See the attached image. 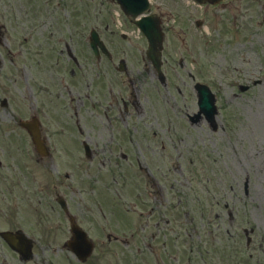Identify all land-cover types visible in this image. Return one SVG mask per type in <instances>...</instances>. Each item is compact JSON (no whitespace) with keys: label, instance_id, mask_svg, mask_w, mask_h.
Listing matches in <instances>:
<instances>
[{"label":"rangeland","instance_id":"374dc122","mask_svg":"<svg viewBox=\"0 0 264 264\" xmlns=\"http://www.w3.org/2000/svg\"><path fill=\"white\" fill-rule=\"evenodd\" d=\"M173 1L172 7H175L177 4ZM83 7L85 5L80 2L72 4L71 0H0V132L8 126L21 131L14 116L29 117L40 110L63 165L68 163L64 159H71L73 143L79 144L81 138L90 136L98 143L104 141L108 145V154L111 153L110 147L115 143L112 144L109 132L114 129L103 116V104L111 101L115 107V98L109 94L110 87L114 93H118V89L128 93L129 85L131 87L129 81L122 82L124 77L112 64L98 66L90 58L84 59L89 66L88 70L84 68L85 75L71 76L72 62L65 49L66 43H74L80 56L85 57L90 55L87 40L91 27H98L107 35L118 28V21L111 17L110 11L104 24L97 19L82 20L77 14L85 13ZM234 10L219 12L220 19H208L211 33L204 30L205 36L194 34L191 37L189 34L182 40L172 35L169 41L170 45H182L188 40V50L195 53L202 79L215 84L220 108L217 131L203 121L197 125L189 123L186 113L197 110L196 102L183 98L175 86H170L169 100L164 103L167 114L157 105L155 110L150 108L148 113L136 116L135 122L129 117L119 118L122 128L127 126L135 132L134 139L131 137L127 143L124 137L123 143L124 152L137 160L123 162L124 171L115 175L120 182L111 185L110 196L112 203L117 202L127 211L112 212L108 198L103 201L93 195V205L101 200L106 211L108 204L107 217L103 220L105 224L96 216L100 226L95 221L88 225L97 237H106L104 233L130 238L136 235L134 239L150 242L151 232L157 235L151 246L155 252L152 259L143 255L142 260L130 257L124 261L122 251L125 247L115 245V241L105 244L103 256H107L108 264H264V0H236ZM235 15L238 18L235 19ZM181 24L186 25L185 21ZM176 30L184 31L186 27L177 26ZM138 36L136 31L128 40L120 35L115 39L117 56L126 57L132 69L137 66L143 69L141 50L144 44ZM103 70L106 71L103 77L106 78L108 73L104 83L99 82L97 74ZM172 73V77H176L175 69ZM81 77L84 78L82 82ZM250 79L259 81L247 82ZM175 82L180 83L176 79ZM241 82L250 83V87L242 91L238 87ZM73 83L81 86L79 92L83 99L85 93L91 92L94 99L102 103L98 108L92 107L98 111L81 134L73 129L74 108L81 104L71 98L78 90ZM142 83L139 94L151 95L150 80L142 79ZM4 96L10 101L7 108L1 105ZM171 121H174L173 130L170 129ZM134 126L138 128L137 132ZM141 131H145L149 140L155 136L154 141L157 138V142L167 143V149L159 155L155 152L160 151L152 150L151 146L139 145L145 141ZM119 135L122 137L123 134ZM78 144L77 151H81ZM77 151L72 152V157L80 158ZM183 154L187 160L180 166H173L174 162L181 161ZM113 167L118 168L115 163ZM111 173L108 171L106 183L113 176ZM246 180L250 189L247 197L243 194ZM233 184H239L241 188L238 187L235 199L237 219L231 223L228 212L223 211V201L225 197L232 200L229 187ZM158 189L164 192L159 199L156 198L157 191H161ZM131 191H140L142 195L136 197ZM123 193L126 195L122 196ZM80 197L79 193L72 195L75 200ZM130 201L135 204L129 206ZM158 201L161 207H166V212L152 218L151 215L144 216L147 209L159 205ZM74 204V211H78V204ZM168 204L172 211L171 224L166 219L170 217ZM141 211L145 213L141 214ZM244 227L254 228L250 233L252 247L246 242Z\"/></svg>","mask_w":264,"mask_h":264},{"label":"flooded vegetation","instance_id":"af4514ba","mask_svg":"<svg viewBox=\"0 0 264 264\" xmlns=\"http://www.w3.org/2000/svg\"><path fill=\"white\" fill-rule=\"evenodd\" d=\"M75 1L73 0V3ZM149 2L148 12L159 16L164 31V71L166 73V82L162 83L160 81L152 63L146 56L144 57L146 38L140 36V40L144 44V48L141 50L143 60L141 65L143 69L137 66L136 69H132L126 75L127 80L131 83V87L129 85L128 88L129 93L119 89L118 93H114L113 87L109 88V92H111L109 94L115 98V107L112 106L113 103L111 101L107 105L103 104V116L107 119V123L112 126L111 129L116 131L112 130L109 132V134H112V144L115 143L114 147H110V154H108V145L104 141L103 143H98L89 136L81 138L79 143L82 147L81 151H77L78 143H73L74 149L72 152L77 151L76 155L78 156L79 154L80 158L72 157L71 152L69 155L71 159H64L68 163L63 165L60 154L54 150L51 141L52 133L45 126L39 112L40 110L38 111L39 113L35 112L34 115L40 119V134L47 142L52 153L51 157L45 158L38 152L28 129L24 127H17L21 130L17 131L13 126H8L4 131L0 132V264H101L103 245L100 247L99 243H101V238L103 237L94 235L88 224L93 223V221L97 223L96 216L102 221L107 217L101 201L109 193L107 190L108 180L107 183L105 180L106 176L108 171L114 173L123 171V162L125 159H129L124 153L123 135H121L122 137L119 135L120 133L123 134V128L119 125V118H124L125 114L133 120L134 117L141 115V113H148L150 108L155 110L157 105L160 106V109L162 108L164 114H167V108H165L166 105L164 103L169 100L167 93H170V86H175L178 92L182 90L184 98L188 100L193 95L190 86L194 82H189L187 79L188 73L186 74L184 70H187L188 62L190 58L194 59L195 53L191 52V55L188 54V47L183 42L182 45H178V43L170 45V37L174 35L182 40L184 37H188L189 34L193 37L195 36L194 34L201 33L197 27L204 23L208 13L212 12L214 14L215 11L220 9L234 12V6L236 5V0H223L216 5L209 2L199 4L194 0H174L173 2L177 4L175 7H172V0H149ZM85 4V14L78 15L84 21L97 19L101 20V24H104L109 17L108 11L111 12L112 18L115 20L117 18L121 21L122 26L118 30H111L109 35L102 29L100 32L112 54H116L118 49L115 42L116 36L120 35L128 40L134 36V30L137 27L130 23L127 14L120 8L118 0H86ZM182 21H185L186 25L181 24ZM194 22L197 26L196 29L192 25ZM108 25L105 26L106 30H108ZM182 25L186 27V30L177 31V26ZM183 32L185 35H183ZM72 44H66L67 50L77 51V47ZM179 53L185 54L181 57V60ZM102 58L106 60L105 64L113 62V57L108 59L102 56ZM79 59L78 66L81 67L82 72L76 73L75 70H72L75 76L85 75L83 68L88 70L87 62L85 63L84 58L81 57ZM73 61L76 64V60ZM100 64H102V61ZM173 69L176 70V77L174 78L180 83L174 81L175 79L172 77ZM105 73V70L99 71V82L104 83L107 81V76L106 78L103 77ZM119 75L124 76L123 74ZM195 77L193 76L192 78ZM83 79L82 77L80 78L81 82ZM142 79L147 82L148 79L150 80L148 85L151 86V95L142 96V94H139L138 91L143 85ZM122 82H124L123 78ZM73 87L78 88V90H75L77 97L71 96V98L81 103L74 108L75 127L73 129L76 128L75 132L81 134L84 127L92 121V118L94 119L93 114L98 111V109L93 110L92 107L98 108L99 105L102 106V103H100L99 99H94L91 92L84 94L85 101L83 102V95L79 92L81 86L74 83ZM95 88L97 89V86ZM71 89L69 88V93H72ZM114 94H116V97ZM170 129L172 130L171 126ZM153 132L156 133V130ZM143 134L145 133L143 132ZM144 139L145 141L139 142V145L147 144L148 146L149 140L146 137ZM86 145L90 149L88 155L85 152ZM156 148V144H154V151H156ZM165 148L167 149L166 146ZM114 149H116V152H113ZM136 160V158H130V161ZM114 163L118 166L117 169L113 167ZM113 179L118 180L115 175H113ZM158 190L161 191H157V199H159V195L164 193L162 189ZM77 193L81 197L75 200L72 195ZM93 195L99 196L101 199L95 202L94 205ZM62 197L68 203L69 215L63 213L64 211L58 203ZM74 202L78 204V211H74L76 208ZM150 209L152 217H155L157 211L166 212V207H161L160 202L158 206L153 205ZM72 216L75 223L82 226L95 245V254H91L84 263L78 262L76 255L66 249L68 241L73 236L70 225ZM167 223L169 224L170 221ZM158 224L160 223L158 222ZM97 226H100V224L97 223ZM3 232L7 233L5 237ZM104 235L110 238L109 234L104 233ZM156 235V232H152L151 241L148 244L151 255L155 253L154 248L151 246ZM13 244L17 245V248H14ZM166 244V241H164V245Z\"/></svg>","mask_w":264,"mask_h":264},{"label":"water","instance_id":"95a60500","mask_svg":"<svg viewBox=\"0 0 264 264\" xmlns=\"http://www.w3.org/2000/svg\"><path fill=\"white\" fill-rule=\"evenodd\" d=\"M211 1H219V0H211ZM135 9H139L140 11L136 10L135 13L138 12H144V10L147 8V3H143V0H139L135 4ZM129 12V11H128ZM143 31L146 33V35L149 37L150 40V54L152 58L154 59V62L156 63V66L158 70H161V52L160 49L163 46V34L159 27V21L155 20L153 18H143V20L138 22ZM95 38V35H94ZM200 92L203 93L202 96V103L201 107L205 111L208 118L214 119V97L210 93L208 87L203 86V88H200Z\"/></svg>","mask_w":264,"mask_h":264}]
</instances>
